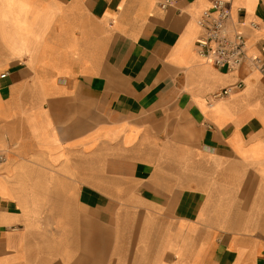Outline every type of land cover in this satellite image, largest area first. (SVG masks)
<instances>
[{"label": "crops", "instance_id": "1", "mask_svg": "<svg viewBox=\"0 0 264 264\" xmlns=\"http://www.w3.org/2000/svg\"><path fill=\"white\" fill-rule=\"evenodd\" d=\"M162 1L0 0V264H264V70Z\"/></svg>", "mask_w": 264, "mask_h": 264}, {"label": "built area", "instance_id": "2", "mask_svg": "<svg viewBox=\"0 0 264 264\" xmlns=\"http://www.w3.org/2000/svg\"><path fill=\"white\" fill-rule=\"evenodd\" d=\"M174 0H164L161 7L166 8ZM230 0H214L210 7L206 8L198 23L202 34L196 41L198 54L207 62L216 67L225 68L227 71L239 69L247 60L253 69L264 70V43L260 46L259 54H247V37L240 30L241 19H236L232 12ZM242 14V8L238 10ZM254 29L258 28L257 22H250ZM238 87L242 82L236 84ZM226 88L217 93V96L229 94ZM5 160V152L0 150V166Z\"/></svg>", "mask_w": 264, "mask_h": 264}]
</instances>
